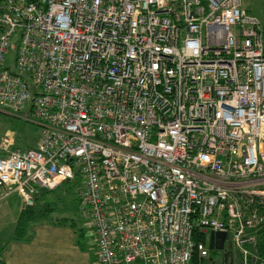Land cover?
Masks as SVG:
<instances>
[{"label":"built area","instance_id":"1","mask_svg":"<svg viewBox=\"0 0 264 264\" xmlns=\"http://www.w3.org/2000/svg\"><path fill=\"white\" fill-rule=\"evenodd\" d=\"M0 113L40 137L0 133L3 195L77 178L96 264H200L210 231L264 264V30L241 0H0Z\"/></svg>","mask_w":264,"mask_h":264},{"label":"rangeland","instance_id":"2","mask_svg":"<svg viewBox=\"0 0 264 264\" xmlns=\"http://www.w3.org/2000/svg\"><path fill=\"white\" fill-rule=\"evenodd\" d=\"M241 4L242 7L248 9V11L260 21L264 30V0H241ZM15 39L16 35L13 34L10 39V43L12 45L16 44ZM12 56V51H9L6 55L9 60L13 58ZM3 132H11L15 138L16 147L20 149L24 147H32L40 139L39 130L32 122H26L20 117L17 118L12 115L0 113V133ZM50 194L56 196L57 198L53 204L54 209L49 215L50 219L44 222L46 226H42L38 223L30 225L29 230H31L32 240L26 245V243H23L24 241L10 239L17 208L22 205L21 198L15 191H11V193L4 196L3 191L0 189V248L3 246L5 241H9V244L0 251V260L2 258L3 260H7L8 258L17 256L18 252H22L24 254L30 253V256H32V254H36L39 245L45 246V237L43 233L44 229L49 227L50 229L63 234L66 232L68 233L70 229L67 226L68 224L66 222L58 223V220L61 218H72L75 220L74 227L77 231H75V233L72 232L70 235L59 234L57 240H59V243H62L64 240H70V242L73 240L74 242L79 239L80 243H82V245L84 244L82 250L83 252L77 251L75 246L69 247L65 244L64 250L67 252L66 254H60L59 260H65V262L69 264H93L92 261L94 259V255L96 254V243L95 240L90 237V229L86 227L84 216H81L78 211L74 196L65 193L63 191V186L61 185L57 186L50 192ZM42 227L45 228L42 229ZM203 234H205L204 244L206 245L208 234H206V232ZM75 237H77V239ZM20 245H24V247H20ZM34 247L35 249L32 250ZM14 251L16 252L15 255ZM201 262L200 264H226L223 260L222 252L215 248L209 249L207 258Z\"/></svg>","mask_w":264,"mask_h":264},{"label":"trees","instance_id":"3","mask_svg":"<svg viewBox=\"0 0 264 264\" xmlns=\"http://www.w3.org/2000/svg\"><path fill=\"white\" fill-rule=\"evenodd\" d=\"M243 9L245 10V12H249L248 9L244 7ZM77 184V178H72L67 182L63 181L59 183L57 186H63V191L71 196H74L76 200L75 187ZM54 189H43L40 187H36L34 193L32 194V204L22 205V209L15 218L11 235L12 240L14 239L24 242L29 240V238L31 237V230H29L30 225L50 219L49 215L54 209L53 204L55 200H57L56 196L50 194V192ZM59 222H66L70 227H73L75 224V220L72 218H61L58 220V223ZM255 243L256 246L254 253L257 257H259L261 261L264 262V224L255 231ZM234 254L235 256H237L239 264L240 256H238V253L235 251ZM195 260L196 257H194V261Z\"/></svg>","mask_w":264,"mask_h":264},{"label":"crops","instance_id":"4","mask_svg":"<svg viewBox=\"0 0 264 264\" xmlns=\"http://www.w3.org/2000/svg\"><path fill=\"white\" fill-rule=\"evenodd\" d=\"M4 196H6V195H4ZM21 206L22 205H20L19 208H17V212H16L14 219L16 218V216L18 215V213L22 209ZM44 222L45 221L38 222V224H40L42 226H46ZM67 226L70 229H69L68 233L66 232L65 234L58 232V231H54V230L50 229L49 227L47 229H44L45 227H42V229H44L43 233H44V237H45V240H44L45 246L39 245V248H38V251L36 252V254H32V256H30V253L24 254L22 252H18L17 256H13L12 258H8L7 260H3V258H2L0 260V264H69V263H66L65 260H63V261L59 260V255L60 254H66V252H67L64 250L65 244L69 247L75 246L77 248L76 250L80 251V252H83L82 250H83L84 244L82 245V243H80V240L77 239V237H75L77 240H75L74 242H73V240L70 242V240H64L63 239L64 241L62 243L61 242L59 243V240H57L59 234L70 235L72 232L75 233V231H77L74 226L73 227L72 226L70 227L69 225H67ZM90 237L93 239L91 232H90ZM10 239H11V237H10ZM31 240L32 239L30 237L29 240H27L23 243H26V245H27L28 243L31 242ZM8 244H9V241H5L3 246L0 248V251L2 248L6 247ZM20 247H24V245H20ZM20 247H19V249H20ZM34 249H35V247L32 250H34ZM15 254H16V252L14 251V255ZM92 262H93V264H96L95 255H94V259Z\"/></svg>","mask_w":264,"mask_h":264},{"label":"water","instance_id":"5","mask_svg":"<svg viewBox=\"0 0 264 264\" xmlns=\"http://www.w3.org/2000/svg\"><path fill=\"white\" fill-rule=\"evenodd\" d=\"M208 234V240L206 243L208 249L215 248L221 250L222 242L225 239V233L210 231Z\"/></svg>","mask_w":264,"mask_h":264},{"label":"flooded vegetation","instance_id":"6","mask_svg":"<svg viewBox=\"0 0 264 264\" xmlns=\"http://www.w3.org/2000/svg\"><path fill=\"white\" fill-rule=\"evenodd\" d=\"M222 252L223 260L226 264H237V258L234 254V251L232 249L231 244L225 239L222 242V249L220 250ZM235 257V259H234Z\"/></svg>","mask_w":264,"mask_h":264}]
</instances>
